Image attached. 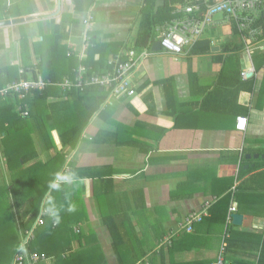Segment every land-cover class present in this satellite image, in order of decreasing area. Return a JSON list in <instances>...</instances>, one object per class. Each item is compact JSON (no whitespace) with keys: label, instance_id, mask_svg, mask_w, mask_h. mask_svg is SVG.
Masks as SVG:
<instances>
[{"label":"crops","instance_id":"crops-1","mask_svg":"<svg viewBox=\"0 0 264 264\" xmlns=\"http://www.w3.org/2000/svg\"><path fill=\"white\" fill-rule=\"evenodd\" d=\"M156 1L154 13L165 5L159 0L155 10ZM144 7L146 0H0V22L24 20L0 26L1 79L20 70L29 78L54 36L81 60L102 63L99 73L125 49L137 56L147 51L132 73L134 96L110 98L101 89L103 96L84 95L99 106L85 126L81 106L48 105L65 103L56 96L28 106L11 145L0 119V186L14 173L9 151L26 159L17 175L47 179L50 188L64 183L66 210L84 214L78 223L71 219L72 232L59 237L61 247L41 264L69 252L92 257L93 264H211L220 254L226 264H264V30L258 28L262 36L250 50L229 24L210 26L180 56L152 51L154 31L148 46L137 49ZM263 13L264 0L257 21ZM9 105L13 99L0 101V108ZM238 117L247 119L244 132L235 130ZM72 126L82 131L62 146L60 134ZM206 205L191 232L180 229ZM232 207L240 226L226 222ZM104 216L114 217L123 236L117 250ZM79 231L87 239L78 242Z\"/></svg>","mask_w":264,"mask_h":264},{"label":"trees","instance_id":"trees-1","mask_svg":"<svg viewBox=\"0 0 264 264\" xmlns=\"http://www.w3.org/2000/svg\"><path fill=\"white\" fill-rule=\"evenodd\" d=\"M180 2L181 0H165L163 8L154 13V0H146V7L142 8L140 11L139 31L134 41V45L137 49H143L148 46L154 38V28L170 21L172 18V9ZM76 9L79 10V7L77 8L76 6ZM254 27H262L264 30V13L262 14V17L256 21ZM57 41L58 37L54 36L53 41L50 40L48 44H46V47L48 48L44 49V53L40 55V63L44 64H39L38 68L30 70L29 78L26 76L27 70H22V73L19 71V74L15 71L14 75L9 73L11 76L6 79L0 78V90L4 89V87L8 85L24 81L36 83L39 79H41L44 82L50 83V85L44 86L43 89L29 88L28 92L22 99H19L16 95H8L6 97L0 96V101H3L5 98H11L14 101V105L0 108V119L5 121L6 124V127L2 129V131H5L6 134V140L4 142H9L10 145L16 137V131L19 129L22 119L29 116L27 108L31 104L36 105L37 102L48 103V99L52 96L62 98L61 100H65V103L60 101L57 104L49 103L48 105L62 110L70 109V111H74L75 108L78 110V106H81L78 112H81L85 118L84 122L81 123L84 126L86 125L87 120L96 110H98L99 106L87 103L86 101L88 97L85 96L90 94H100V89L105 90L97 84L91 83V77L99 76L98 69L102 63L93 62V56L88 57L85 60H81L75 52L73 54V52H67L66 47L61 48L57 44ZM23 42H25V37L21 38V43ZM120 58L123 60L124 56L121 55ZM81 65L86 68L82 86L79 88L63 89L61 84H63V82L67 79L73 81L75 72ZM105 92L108 93V90H105ZM103 94L100 95L103 96ZM25 111L27 112V115L22 116V113ZM71 121L77 122L74 118H72ZM73 125H75V123H73ZM81 129L82 128L80 126L78 128L76 126H72V129H69L64 133V135L60 134V142L62 146L68 143H75L74 140L78 138L80 132L82 131ZM11 138H13V140H11ZM12 147H17L19 151L21 150V148H19L16 144H13ZM11 148L8 149L10 152ZM20 161L25 163L26 159L21 158L20 160V158L15 157V155L13 156V154L11 155L8 151V167L9 170H12L14 173L11 174L12 179L10 178V181L7 184L4 183L0 186V264H12L14 255L22 252L19 248V233L16 231L12 221L14 220V216L10 214L12 210L11 205L7 204L9 200L11 201L16 214H19V225L22 234L34 228V240L25 246V251L29 254H36L38 256L36 264H41L51 257L54 250L61 247L59 237L65 236L63 233L69 234L70 231L72 232V227H67L68 224L71 223V219L73 220L72 222L78 223L84 217V214L82 211L81 213L78 211L72 213L69 210H66L64 205V203H66V197L64 196L66 188L64 183H56L52 188H50V184L48 187L46 186V183H48L47 179H38L37 181L35 179V183H33L34 185L30 186V188L20 187V181L22 178L26 177L24 176V173L17 175L16 167L20 166ZM42 212H50L53 216L48 217L47 215H43L40 218L41 223L39 225H35L37 218ZM113 218L114 217L112 216H104V218L101 219V222L108 228L113 240V249L117 250L118 246L123 243V236L119 235L118 227H115L112 224L115 223ZM58 220L61 221L59 224ZM52 222H57L58 225L53 228ZM180 229L187 232L185 228L181 227V225ZM88 235L92 236L94 235V232L90 231ZM73 237L77 238L78 242H80L82 238L87 239V236L84 237L83 232L80 231ZM166 243H168V245L171 244V242ZM54 257L55 264H93L91 261L92 257L83 256L80 252H69L68 255L63 256L64 258L61 254L54 255ZM93 259H95V257ZM24 264L31 263L25 261Z\"/></svg>","mask_w":264,"mask_h":264},{"label":"built area","instance_id":"built-area-1","mask_svg":"<svg viewBox=\"0 0 264 264\" xmlns=\"http://www.w3.org/2000/svg\"><path fill=\"white\" fill-rule=\"evenodd\" d=\"M263 0H181L171 11V20L158 25L154 28L155 40L159 42L160 49L171 55L180 56L190 49L199 41L207 28L213 25L229 24L234 27L247 50L259 41L262 31L255 28L259 7ZM218 17L221 18L218 19ZM90 19H86L84 24L86 29L89 28ZM87 37H84L83 43L87 44ZM147 51H143L138 56L132 50H126L123 53L124 59L116 57L107 62V70L99 73V76L91 77V83L97 84L101 88L108 90L110 98H130L135 95L132 82V73L135 63L146 59ZM81 58V56H80ZM23 71L20 70V73ZM84 73L86 68L80 66L75 72L73 81L65 80L61 87L64 89L79 88L83 84ZM241 78L246 79V73H241ZM50 85L39 79L36 83L21 82L11 84L0 90V96L16 95L19 99L24 98L29 88L43 89L44 86ZM1 98V97H0ZM23 112L22 116H26ZM247 119L238 117L235 122V130L244 132L246 130ZM235 208H230L227 214L226 222L229 225L232 222V214ZM207 214V205L197 213H190L185 218L181 227L190 232L192 225L199 223ZM47 215L52 217V213L42 212L37 218L35 225L41 223V216ZM57 222H52L54 228ZM32 228L21 234L19 248L21 253L14 255L12 264H24L25 261L36 264L38 256L29 254L25 251V246L34 240ZM211 264H226L222 254L216 257Z\"/></svg>","mask_w":264,"mask_h":264},{"label":"water","instance_id":"water-1","mask_svg":"<svg viewBox=\"0 0 264 264\" xmlns=\"http://www.w3.org/2000/svg\"><path fill=\"white\" fill-rule=\"evenodd\" d=\"M159 2H161V1H159V0L156 1L155 10L158 8V3ZM22 22H24L23 19H16V20H11V21H3V22H0V26L1 25H8V24L22 23ZM151 50L152 51H161L158 41H156V42H154L152 44ZM241 223H242V216H240L238 214H232V224L240 226Z\"/></svg>","mask_w":264,"mask_h":264},{"label":"rangeland","instance_id":"rangeland-1","mask_svg":"<svg viewBox=\"0 0 264 264\" xmlns=\"http://www.w3.org/2000/svg\"><path fill=\"white\" fill-rule=\"evenodd\" d=\"M11 176V175H10ZM11 178V177H10ZM10 178H9V181H10ZM12 179V178H11ZM34 180L33 179H31V178H28V177H25V178H22V180L20 181V187H28V188H30V186H32V185H34L33 183H35V181L33 182ZM39 185V184H38ZM30 195H33V194H30ZM35 196V195H34ZM29 197V196H28ZM28 197H27V199H28ZM7 203V202H6ZM8 205H11V212H10V214L12 215V216H14V220H16V222L18 221L19 222V218L17 217V215L18 214H16V212H15V210L13 209L14 207L12 206V204H11V201L9 200V202L7 203ZM16 217V218H15ZM14 220H12L13 221V224H14V226L16 227V223H15V221ZM159 228V227H158ZM16 229V228H15ZM153 236H155L154 234H153Z\"/></svg>","mask_w":264,"mask_h":264}]
</instances>
